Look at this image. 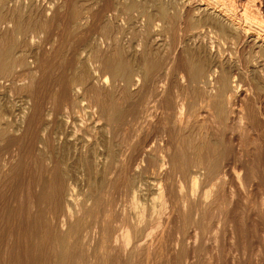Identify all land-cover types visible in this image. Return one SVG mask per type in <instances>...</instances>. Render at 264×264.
Instances as JSON below:
<instances>
[{
	"label": "rangeland",
	"instance_id": "374dc122",
	"mask_svg": "<svg viewBox=\"0 0 264 264\" xmlns=\"http://www.w3.org/2000/svg\"><path fill=\"white\" fill-rule=\"evenodd\" d=\"M103 1L105 0H19V1L8 0L7 2L8 6H10L7 16L11 17L12 22L0 28V33H2L0 35H4L3 32L9 31L16 24V22L23 21L22 25L25 26L27 25V32L25 33V36L23 38L22 37L20 38L21 46L20 45L16 46L15 54L17 53L19 54L20 52H23L24 55L26 56L28 60V64L30 65L29 72L33 76L32 82L34 80V84L31 83V85H29L28 88H21L20 91L19 83H21L22 81L19 82L16 81L17 82L16 83L15 81L13 82L12 79L11 78L9 79L8 77L4 79L0 78V128L4 129L3 131L4 133L2 132V134L0 135L1 136L0 137V176L3 174L0 177L2 179V180L0 179V235H1L0 264H15L16 262L18 264H24V263L36 264L34 263L35 261L33 258L36 255L29 254L30 253L29 246L31 243L35 244L38 248L41 247V251L39 252V255H37L39 256L37 258V264H55L54 257L52 256L48 257L46 255V253L49 252V249H51L50 247H53V243H54V241L52 242V237L51 236L49 237L47 227H44L43 222L37 228H34L31 225V219L33 213L36 211L37 208H39V206H41L40 208L42 209L46 208V206H48V200L44 201L45 203L40 204L33 202V200L29 202V200L26 199L27 192L36 193L41 188V185L38 184V182L36 183L38 177L40 178L42 176L41 177L42 180H47L50 177L51 172L49 173V171L50 168L52 167L51 165L53 164V161L60 162L63 172H68V175L66 177L67 180L66 185L68 183V187L70 186L69 188H71V190L74 189L73 190L74 195L76 194L75 197L78 200L77 203L79 204V206L82 205L87 208L89 206H97V212H99V214L101 213L103 216L102 212L104 211L105 207L107 205L109 206L112 205L110 213L112 214L113 217L114 216L117 217L120 214V209L122 207L123 208L126 207V209H128V205L130 206V203H128L129 200L128 196L123 191L122 185H120V180L122 178V175H120L121 177L117 178L118 180L117 185L113 184V182L107 183L108 176L104 175V170L106 168L109 159L106 144L110 138L108 136L110 128L104 122L105 120L99 117L95 108L88 106L87 99L84 98L83 100H81L80 102L81 105L76 112L75 111L72 112L67 117L65 116L59 117V119H57V121L53 124L50 123V120L48 122V119H50L51 109L54 108L55 106L54 103L57 101V97H56L57 95L55 92L56 84L50 82L46 72L48 70L47 67L49 63H53V70L51 77L55 75L56 76L65 75L68 74L70 70L72 71V69L75 68V65L77 63L76 59L78 57L82 61L85 60L86 63H91L92 61H94L95 59L94 57H98L101 60V58H103L107 54L109 55L114 51H118L122 61L131 63L134 68L140 65L141 63L144 64L149 62L150 60L148 58L150 57V59L152 60L154 55H157V53L158 56L160 55L159 56L160 58L162 57L161 58L162 61L165 55L167 54V51L172 49L170 47H172L171 45H173L174 41H176L175 38L177 39L178 36L177 30L179 27L178 24L182 25V22L184 21L187 22L185 19H189V18L180 17V14L182 12L181 11L182 0H176V1L175 0H133V1L117 0V3L119 5V8L117 10H119V12L116 14L115 18L114 16L110 15L111 12L108 13L109 15L99 13L100 9L104 5L110 3ZM187 1H190V5L193 7L196 6L197 4L199 6L202 3L201 0H186L184 2ZM131 2L135 4V7L142 6L145 9L146 14H149L150 16L152 15L151 19L149 20V22H151L150 25L151 26L153 25L152 27L148 25L147 23L148 19L144 15L138 13V11L124 10L125 6ZM174 2L175 4H173ZM245 2L246 0L245 1L235 0V3L238 4L237 8H240L239 6ZM159 4L168 7V16L166 19V21H168L167 23H164L162 20H157L158 19L157 17L155 19L156 9ZM101 5L102 7H99ZM77 6H79L82 10L87 11L86 15H89V13H91V15L88 18L87 22L76 23V26L73 28L71 24H74V22H72V20L70 19V12L74 7ZM13 8L16 9L18 8V9L17 11H13L12 10ZM47 8H51L50 11H48ZM97 8H99V10ZM52 9L54 13H52L53 12ZM169 9H171V11ZM95 10L96 13L98 14L95 13ZM93 11L95 14H93ZM151 12L154 14H152ZM170 13L172 16L170 15ZM143 19L147 22H145ZM171 20H173L172 26L174 29L171 26ZM176 20L178 23L174 24ZM105 22H109L108 24H110L108 25L109 27L107 26V33L110 35L111 39L107 43H99L98 33L100 32V30L102 31V26L105 24ZM157 24L158 27L155 26ZM165 25L168 26L165 29H163ZM174 26L175 27L178 26V27L175 28ZM149 27L152 30H150ZM209 29L210 31H213L212 28ZM164 30H167V32H169L168 35L167 32ZM152 31H153V36H152ZM170 31L172 32V34ZM115 33L117 36H114ZM147 33L149 37L148 35H146ZM154 34L157 35L155 36ZM164 35H166V37ZM146 36L148 37V39L145 38ZM171 36L175 38H172ZM142 39L143 41L144 39H147L148 42H146L147 40H145L144 41L146 42L145 44L143 41H141ZM195 39L184 38L182 40L184 44L181 42L180 44H178L179 46L176 45L173 48V50H175L176 61L179 63L180 60H181L180 62H185L187 61L186 59H188V61L194 60L195 62H197V60L199 61V59L208 60L207 55H209V59L212 58L213 55H215L214 53L217 54V51H219V53H222L221 55L224 56L222 58L226 59L225 61L224 59H222L225 70L230 68V70L229 71L227 70V72L235 73V75L237 74L236 76H238V78L236 77L235 78L236 80L240 81V83L238 81L239 88H241L242 90L241 92H245L246 100L245 99H244L245 101L242 100V102L244 101L242 103L244 105L243 118L245 120L247 117L248 118L247 121H244V119L242 118L241 122L246 125L250 124L251 129L249 130V132H243L244 134L240 133L241 135L239 134V131H235V130L233 131V134L230 133L228 129V125L226 126L227 127L226 130L221 129V127L225 126V124L227 123L229 124L231 122V118L235 114H230L231 117L227 119V123L225 124L223 123L222 125H216L215 123L209 121L210 115H207L205 111L208 110L212 114L213 109L211 110L204 108V104L200 103L202 101L201 96L203 97V95L205 94L204 88L200 86L202 85L201 82H198L193 86L190 85L191 86V87L189 86L190 88L183 89L182 91L184 93L183 96L186 98V103H187L184 111V116H186L185 119H189V121L186 123L187 125L186 124L180 125L175 121V117L173 115L174 112L173 101L169 102L170 106L168 107V109H166L167 111L165 110L166 111L165 113H161L162 109L160 108L159 105L154 104L155 105L154 107V105L152 106L153 102H149L150 103L149 104L150 107H148L149 112L147 115H144L143 118L141 117L143 120L144 119L145 120L140 123L136 122V119H139L138 116L132 118L129 115H125L123 117L124 119L122 122L123 124L122 123L118 124L119 125L118 128L117 126L113 127L114 130L117 132V134L119 133L117 135V138L123 139V143L119 144L118 148H116L117 156L123 158L131 157V159L132 157L134 158V156L138 157L136 159V164H138L137 172H135L136 177L143 180L144 182H151V183H147V185L144 186L147 191L144 190L145 195H142L140 197V199L142 198V200L139 199L140 201L145 202V203L141 202L142 206H147V211L151 213V214L149 213L148 220L144 223V225L140 226V229L141 231L143 230L142 232L144 234V236L143 234H141L142 235L141 237L142 240H145L148 237L145 233L151 232L154 229L153 222L159 220V222L164 223L165 222L164 220L167 217V214L165 213L158 214L156 211H152V209L158 210L157 203H159L160 201V198L157 195L158 185L163 183L166 186V190H168V192H170L171 194L169 197L172 198L170 199L169 203L171 205L173 204V206L175 205L174 207L179 209L178 197L180 194L178 190H180V188L176 184V181L177 179L180 180L182 184L181 186L182 192L190 191L191 185L189 183L188 174L191 173V175H194L196 179V183L192 188L195 194L196 193L200 194L202 191L206 190L207 188L211 190L214 189V191H216L218 194L216 192L213 193L214 199L212 198L210 199L211 201L212 200L213 201L211 202V204L209 203L207 206H205V210L207 211H205L204 207L202 206L201 211L203 213L200 215V217H198V220L201 219V217H204V219L202 218L200 220L202 223L198 221L199 224L198 230L200 233V240L198 242V247L196 248L195 247L193 248L191 246L189 247L188 244L192 240V229L191 228L186 229L184 234V236L187 238L188 241L185 244L187 245L185 247L187 251V252L185 251L186 258L182 260L180 264H206L205 261H207V257L209 253L210 254L213 253L212 255L218 257V259L214 264H231V259L233 254H235L238 257L237 264H264V131H263L264 116L263 114L258 112L259 108L261 109V107H263L262 112L264 111V102L262 101V104L260 105V103L256 101H252L253 100L251 96L252 92H250L247 89L248 87L254 86L259 83H260L259 85H262L264 74H261L263 73V71L260 72L259 70L253 71L252 69L247 73H243V72L241 73L242 70L239 68V66L243 65L242 63L245 62L246 59L249 56H251L253 52V49L250 48L251 47L250 43H248L249 45L248 44L246 45V43H244V44H238L236 46L231 43L233 45L232 46L229 41L228 42L226 40L224 41V39L221 38L219 35H217L215 32L208 33L207 35L203 36V38L199 37L196 40ZM152 40H154L155 42H152ZM144 46H146V48ZM217 46L220 48H218ZM244 46H246V48ZM147 48L149 49L147 50ZM141 49L143 52L140 51ZM204 49L206 50L203 51ZM235 50H238L236 51L237 54L235 53ZM160 53H162L163 56ZM229 54H231V57H229L230 56ZM89 55L91 58L89 57ZM142 58H143V62L141 60ZM216 58L217 56L214 57V60ZM234 59L235 61H233ZM235 67L238 68L240 72L238 71V69L236 70ZM235 70L236 72H233ZM18 71L22 72L23 68L21 67L19 68V66H15L13 68V73L17 74L19 73ZM95 74L98 75L99 73L96 71ZM103 74L105 76L106 82L98 86H100L103 93L105 92L108 93L112 88L109 77L110 75L108 74V72H105ZM44 77L46 78V83L42 87L41 80ZM246 77H248L249 82L248 79H246ZM172 79L173 81H171ZM35 80L37 82H35ZM250 81L252 82L250 83ZM170 82H171V86L170 84H168L169 90L171 94H174L175 91L176 92L178 91V88L181 86L182 83L179 82L177 73L174 72L172 74V76L169 78L168 83ZM38 83L40 84V86ZM120 84H118L116 89H114L115 101L120 106H123V108L130 107L129 105L132 106L134 102H137L136 101L137 94H135V92L137 90V87L139 86V83L136 84L137 86L135 84L131 86L132 87V88L130 87L131 90L130 89L124 90L126 91V93H124V91H122L121 89L123 87L122 82H120ZM118 88L121 90V92ZM243 88L247 90L244 91ZM32 89H34L35 91ZM247 91H249L250 93ZM27 92H29V95H27L28 94ZM54 95L55 97H53ZM28 96L30 97L32 96L33 98L29 99ZM249 100L253 104L248 102ZM39 102L42 105H40ZM250 108H252L253 111L252 109L250 110ZM47 110L49 116L47 115L46 112ZM41 112L43 113V115ZM186 113L187 115H185ZM158 115H159L158 119L160 121H158L157 119ZM257 115L260 118H258ZM36 116L37 117L39 116L38 120L40 122L37 120ZM212 116L214 117V114ZM164 117H166L168 120L166 124L167 126H165L164 129H168L170 127L168 129L170 131L169 132L170 134L168 133L165 134L161 132L163 130L161 127L162 124L160 122L164 119ZM255 117H257L256 119L258 121L255 119ZM62 118L64 119L65 122L63 121ZM200 119L203 120L205 119V120L203 121ZM249 120L251 122H249ZM255 120L259 122V124ZM58 121L60 124L58 123ZM198 121L200 122V125L199 123H196ZM201 124H203V126H201ZM35 125L37 126V129H39L38 131ZM49 125L55 127L51 128L49 127ZM145 125L146 126L148 125L150 127H148L145 130L144 129ZM257 125L259 127L256 128ZM158 126H160L161 129ZM203 127H206L205 129L206 132H204ZM201 128L203 129L201 130ZM51 129H53V131H51ZM219 130L220 132H218ZM49 131H50V135L47 134L49 133ZM197 131L199 132L197 133ZM209 131L211 132V134ZM226 131L228 132L226 133ZM121 132L123 133V135H121ZM202 133H204L205 135L203 134L204 136L202 135L201 137L200 134ZM184 134L186 135L184 136ZM195 134L196 135L199 134L200 136L198 135L199 136L198 137ZM167 135H171V136L168 137ZM47 136L48 137L50 136L51 138L49 137L48 139ZM45 137L48 145L44 144ZM170 137L173 141L170 139ZM126 139L127 140L129 139L131 142L126 141ZM227 141L228 142L231 141V142L228 143ZM14 142L17 143L15 144ZM131 143H133V146H131ZM166 143L167 145L170 144L169 145L170 149L168 151L170 152V154H172V157L175 160L174 164L176 170L173 171L171 170L169 172H165L164 170L160 172V170H158L159 171L158 172L150 168L148 169L147 160L146 159L140 160V157L136 156L138 154L137 150L140 148L139 145L141 144L140 146H144L145 149L151 148L149 149V151L151 150L150 151L151 157L149 156L150 161L152 158H154V156L157 159L161 158V156H156L158 154L157 148L162 147L163 144L166 145ZM243 143H245L246 145ZM32 144L33 146H31ZM85 144L87 145V148L83 147V145ZM216 144H218V146ZM122 146H126V147H122ZM131 147H133V149ZM246 148H248V150H246ZM154 150L156 151L154 152ZM240 151H244L248 153L249 156L247 158L248 160L244 161L241 159L240 155L238 154ZM119 152L122 154L120 155ZM195 152H199L200 154H202L203 164L200 167L196 166V164L195 165L189 164V166L187 167V171L185 172L187 176L183 179L184 172L182 171V167L186 161H191L195 159L196 156ZM219 152H224V154L221 153V155H219ZM213 159H219V169H218V174H216L218 176L217 178L211 179L209 181L204 177V175L206 174L203 173L205 171L201 167H206L210 163L209 160H211L212 162ZM245 164H248V167ZM240 166L241 167L245 166V167L241 168ZM12 168L15 169V172L14 171L12 172ZM249 168H251L252 170L251 173L252 175L249 174L250 176L247 174L248 173L247 170ZM6 172L8 175H6ZM47 176L48 178H46ZM29 179L33 180L32 184L30 185H28ZM3 180L5 182H3ZM214 180H220L221 184L218 183L216 186L211 185ZM102 185L103 187L101 188ZM149 188L151 189L149 190ZM28 189L32 191H29ZM162 198L165 199L164 196H162ZM154 202L156 203V206L154 205L155 204ZM168 208L169 207L167 206L165 210L166 212L168 211ZM190 208L192 209V206ZM9 209H11L10 213L8 212ZM19 211L23 215L20 214ZM25 211L28 214V217L26 216ZM91 211L92 213H94V208H92ZM179 217L180 219L177 218V221L172 219L173 225L170 223L172 229L170 228L171 226L166 227V231H168L170 228L169 233L171 238L176 235L175 231L181 228L182 214ZM185 217L192 219V216L185 215ZM83 218L85 219L86 217ZM178 219L181 221H179ZM110 227H112L113 229H117L118 225L111 224ZM231 231H233V236L231 234ZM215 244L217 245L216 249H214ZM165 246H166L165 249L166 253H164L165 250L163 249V252L160 254V258L157 257L158 259H156L155 264H164L163 261L165 259H166V262L164 261L165 264L175 263L174 261L169 260L170 256L171 259H175V253L170 252L172 251L170 250L172 249V247L169 246V244H166ZM173 254L174 256H172ZM16 256L18 260L16 259ZM29 257H31L30 258L31 260L29 259ZM142 262L139 263L137 259L133 260L134 264H143L144 262L143 263ZM153 263L154 262H151V264Z\"/></svg>",
	"mask_w": 264,
	"mask_h": 264
},
{
	"label": "bare ground",
	"instance_id": "6f19581e",
	"mask_svg": "<svg viewBox=\"0 0 264 264\" xmlns=\"http://www.w3.org/2000/svg\"><path fill=\"white\" fill-rule=\"evenodd\" d=\"M15 1H19V0H15ZM105 1L110 2V3L107 5L102 4V5H104L103 7H102V5L99 6V7H102L100 9L99 13L109 15L108 13L111 12L110 15L114 16V18H115L116 14L119 12V10H117L119 8L117 0H109V1L105 0ZM105 1H103V2H105ZM184 1H186V0H182V4L180 2V4L182 5V7H181L182 12L180 14V17H186L189 19H185L187 22H185V21L182 22V25L178 24L179 27L176 26V27H178V30H177L178 33L176 32L178 34L177 39L175 37L171 36L172 38H175L176 41H174L173 45L170 44L172 46L170 48H172V49L168 50L169 52L167 51V54L165 55V57L162 60L163 62L161 61L162 57L160 58L159 57L160 55L158 56V53H157V55H154L152 60L150 59V57L148 58L150 60L149 62L144 63V64L141 63L140 65H138L134 68L131 63L122 61V59L119 55V52L113 50L114 52L110 53L109 55L107 54L106 56L101 58V60L98 57H94L95 59L91 63H86V61L84 60L85 58L83 59L84 61H82L78 57L76 59L77 63L75 65V68L72 69V71L70 70V72H68V74H65V75H60V76L55 75L53 77H51L52 76V70H53V63L48 64V67H47L48 70L46 72H47V75L49 77L50 82L56 84L55 92L57 95L56 96L57 101L56 102L54 101L55 102L54 108L53 109L49 108V109H51V112H50V119H48V122L50 120V123L53 124L57 121V119H59V117H64V116L67 117L72 112H74V111L76 112L81 105L80 104L81 100H83L84 98L87 99L88 106L95 108L99 117L103 118L105 120L104 122L106 123V125L109 126V128H110L109 133L106 132V133H108V136L110 137L109 141H107V144H106L109 159H108L106 168L104 170V175L108 176L107 177L108 178L107 183L113 182V184L117 185V183H118L117 178L121 177L120 175H122V178L120 180V185H122L123 191L128 196V199H129L128 203H130V206L128 205V209H126V207H124V208L122 207L120 209V214L119 215L117 214L118 215L117 217H115V216L113 217L112 214L110 213L112 205L111 206L107 205L105 207L104 211L102 212L103 216L101 213L99 214V212H97V206H89L88 208L85 206H82V205L79 206V204L77 203L78 200L75 197L76 194L74 195V191H73L74 189L71 190V188H69L70 186L68 187V183L66 185V181H67L66 177L68 175V172H63L60 162L53 161V164L51 165L52 167L50 168V171H49V173L51 172L50 177L48 178V176H47L46 177V178H48L47 180H42L41 179L42 176L40 178L38 177V180L36 181V183L38 182V184L41 185V188L36 193L27 192L26 193L27 194L26 199L29 200V202H31V200H33V202L40 203V204L41 203L43 204V203H45L44 201L48 200V206H46V208L42 209V208H40L41 206H39V208H37L36 211L33 213V216L31 219V225H32V227L37 228L43 222L44 227H47L49 237L50 236L52 237V242L54 241V243H53V247H50L51 249L48 248L49 247V245H48L47 248L49 249V252L46 251V252H48V253H46V255L48 257H51V256L54 257V263L55 264H107V263H109V264H134L133 260H135V259H137L139 261V263L143 261L145 264H151V262H154L153 264H155L156 259H158L157 257L160 258V254L163 252V249L164 250L166 249V246H165L166 244H169V246L172 247V249H170L172 251H170V252L175 253V259H171V256H170L169 260L174 261L175 262L174 264H180L181 261L186 258L185 247L187 245H185V244L188 241H187V238L184 236V234H185V231L187 228L192 229V240L188 244L189 247L190 246L193 248L198 247V242L200 240V233L198 230L199 229L198 228L199 227L198 221L200 223H202L200 220L202 218L204 219V217H201V219L198 220V217H200V215L203 213L201 211L202 206L204 207V210H205V206H207L209 203L211 204V202L213 200L211 201L210 199L211 198L214 199L213 193L216 191H214V189L211 190V189L207 188L206 190L202 191L200 194H197V193L195 194L194 190H192V188L194 187V185L196 183V179H195L194 175H191V173H189L188 174L189 183L191 185L190 191L182 192V190H181L182 184H181L180 180L177 179V181H176V184L180 188V190H178L179 194H180L178 197L179 209H177L174 207L175 205L173 206V204L171 205L169 203L170 199H172V198L169 197L171 194H170V192H168V190H166V186L163 183L158 185L157 195L160 198L159 203H157L158 204V210L152 209V211H156L158 214L165 213V214H167V217L165 218L164 223L159 222V220L153 222L154 229L151 232L145 233L148 237L146 239L144 238L145 240H142L141 234H143V232H142L143 230L141 231L140 226L144 225V223L148 220V216H149L150 212L147 211V206H142L141 202H143V201H140V200H142V198L140 199V197L142 195H145L144 190H146V189L144 186H146L147 183H151V182H144L143 180L136 177L135 172H137V166H138V164H136V159L138 157L134 156V158L132 157V159H131V157H129V158L124 157L123 158V157L117 156L116 148H118L119 144L123 143V139L117 138V135L119 133L117 134V132L114 130L113 127L117 126V128H118V126H119L118 124L123 122V120H124L123 117L125 115H129L132 118L135 116L136 117L138 116L139 119H136V122L137 123L143 122L145 120V119L144 120L142 119L143 116L147 115L149 112L148 111V107H150L149 102H153L152 106L154 104L159 105L160 108L162 109L161 113H165L167 111L166 109H168V107L170 106L169 105L170 101H173V103H174L173 115L175 117V121L177 123H179L180 125L186 124L189 121V119H185L186 116H184V111H185L187 103H186V98L183 96L184 93L182 91H183V89L190 88L194 84L201 82L202 85H200V86H202L204 88L205 94L202 93L204 95H203V97L201 96L202 101L200 103L204 104V108L211 109V110L213 109L212 114L208 110L205 111V113L207 115H210L209 121H211L212 123H215L216 125H222L223 123L224 124L227 123V119L229 117H231L230 114H235L231 118V122L229 124L228 123L225 124V126L221 127V129L226 130V128H227L226 126L228 125L229 132L232 134H233L234 130L239 131V134L243 133V132H249V130L251 129V127H250L251 125L249 123H248L249 125H246V124L241 122V120L243 118V112H244L243 111L244 105L242 103L246 100L245 99L246 98L245 92H241L242 90H241V88H239V84H238L239 80H236V78H238V76H236L237 74L235 75V73L227 72V70L229 71L230 68L225 70V68L223 66V60H222V59H224V58H222L224 56L221 55L222 53H219V51H217V54L214 53L215 55H213V57L210 59H209V55H207L208 60L207 59H203V60L199 59V61L197 60V62H195L194 60L188 61V59H186L187 61L180 62L181 61L180 60L178 63L176 61L175 50H173V48L176 45L179 46L178 44H180L184 38H191V39L192 38L197 39L199 37L203 38V36L207 35L208 33L215 32L217 35H219L221 38H223L224 41L225 40L227 42L229 41L230 44L232 43L235 46L238 44L246 43V45H247L248 43H250L251 44L250 48L253 49V52H252L251 56H249L247 59L245 58L246 61L242 63L243 65L239 66V68L242 70L241 73L242 72L247 73V72L251 71V69H252L253 71H257V70H259V72L263 71V73H261V74H264V0H246L245 3H243L242 5L239 6L240 8H237L238 4L235 3V0H201L202 3L199 6L197 4L194 7L190 5V1H187V2H184ZM237 1H239V0H237ZM241 1H243V0H241ZM7 2H8V0H0V28H2V26L7 25L8 23L12 22L11 17L7 16L8 10L10 9V6H8ZM173 4H175V2ZM192 4H194V3H192ZM174 6H177V5H174ZM134 7H135V4L133 2H131L125 6L124 10H136V11H138V13L144 15L148 19V22L144 20L145 18L143 20L145 22H147L148 25H150L151 22H149V20L151 19L152 15L150 16L149 14H146L145 9L142 6H137L135 8ZM171 7H169V8H171ZM17 9L13 8L12 10L17 11ZM47 9H48V11H50L51 8H47ZM97 9L99 10V8H97ZM96 10H95V13H96ZM169 10L171 11V9H169ZM52 11H53V9H52ZM136 11H135V13H136ZM178 11H180V10H178ZM260 12H262V13H260ZM52 13H54V11ZM86 13H87V11L82 10L79 6L74 7L72 9V11L70 12V19L72 20V22H74V24H71L73 28L76 26V23L88 21V18L90 17L91 13H89V15H86ZM95 13L93 11V14H95ZM154 13H155V11H154ZM154 13H152V14H154ZM96 14H98V13H96ZM128 14H129V11H128ZM170 15H171V13H170ZM167 16H168V7H166L162 4H159L157 6V9H156L155 19L157 17L158 18L157 20H162L164 23H167L168 22V21H166ZM22 22H16V24L9 31H5V32H3L4 35H0V78L4 79V78L8 77L9 79L11 78L13 82L14 81L15 82L16 81H18V82L22 81L21 83H19L20 84V86H19L20 91H21V88H28L29 85H31V83L34 84V80L32 82L33 76L29 72L30 71V69H29L30 65L28 64V60H27L26 56L24 55L23 52H20L19 54L18 53L15 54L16 46L20 45V43H21L20 38L21 37L23 38L25 36V33L27 32V25L26 26L22 25ZM172 22H173V20H171V26L173 25ZM32 23H33V21H32ZM108 23L109 22H105V24L102 26V31L100 30V32L98 33L99 43H107L111 39L110 35L107 33V26L110 25ZM177 23L178 22L176 20V22L174 24H177ZM143 25H144V23H143ZM152 26L150 25V27H152ZM155 26L158 27V24ZM167 26L165 25V27L163 29H165ZM150 27H149V29H150ZM172 28H173V26H172ZM209 28H212L213 31H210ZM150 30H152V29H150ZM157 30H158V28H157ZM153 31H154V28H153ZM153 31H152V36H153ZM164 31L167 32V30H164ZM157 32H159V31H157ZM168 33L169 32H167V35H168ZM0 34H2V33H0ZM171 34H172V32H171ZM146 35H148V33ZM160 35H162V34H160ZM114 36H117L116 33L114 34ZM164 36L166 37V35H164ZM29 37H31V36H29ZM148 37H149V35H148ZM148 37L146 36L145 38L148 39ZM147 39H144V41ZM141 41H143V39ZM143 42H142V44H143ZM146 42H148V40ZM146 42H144V43L146 44ZM152 42H155V41L152 40ZM149 43H150V41H149ZM23 45H25V44H23ZM137 45H139V44H137ZM159 46H160V43H159ZM144 47L146 48V46H144ZM221 47H222V45H221ZM244 47L246 48V46H244ZM218 48H220V47H218ZM116 49H117V47H116ZM142 49H144V48H142ZM142 49L140 51H142ZM148 49L149 48H147V50ZM205 50L206 49H204L203 51H205ZM96 51H98V50H96ZM236 51H238V50H235V53L237 54ZM90 52H92V51H90ZM160 54H162V53H160ZM205 55H206V53H205ZM229 55H230L229 57H231V54H229ZM162 56H163V54H162ZM216 56H217V58L214 60V57H216ZM89 57H90V55H89ZM92 57H93V55H92ZM234 57H235V55H234ZM245 57H246V55H245ZM143 58L141 59L142 62H143ZM164 59H165V62H164ZM225 60L226 59H224V61ZM240 60H243V59H240ZM38 61H40V60H38ZM233 61H235V59ZM227 63H228V61H227ZM15 66H19V68L20 67L23 68V71L22 72L18 71L19 73H17V74L13 73V68ZM237 69L238 68H236V70ZM42 70H43V68H42ZM236 70L233 72H236ZM96 71L99 73L98 75L95 74ZM238 71L240 72L239 69H238ZM48 72H49V74H48ZM105 72H108V74L110 75L109 77H110L111 87H112L108 93H106V92L103 93L100 86H98V85H102L104 82H106L105 76L103 74ZM174 72L177 73L178 80H179V82H182V83H181V86L178 88V91L177 92L175 91L174 94H171L170 90H169V85H168V84H170V86H171V82L168 83V81ZM248 76H249V73H248ZM243 78H244V76H243ZM25 79H26V81H25ZM246 79H248V77H246ZM171 81H173V79ZM183 81H184V83H183ZM35 82H37V81L35 80ZM120 82H122V85H123V87L121 88L122 91L128 90V89L131 90V88H132L131 86L139 83V86L137 87V90L135 92V94H137V97H136L137 102H134V104L132 106L129 105L130 107L123 108V106H120L115 101V97H114V95H115L114 91L115 90L114 89H116V87L118 86V84H120ZM248 82H249V79H248ZM251 82L252 81H250V83ZM45 83H46V78L44 77L41 80L42 87L45 85ZM239 83H240V81H239ZM250 83H248V84H250ZM259 84L248 87L247 89L250 92H252V94H253V95L251 94L252 99H253L252 101H256V102L260 103V105H261L262 101L264 102V78L262 81V85H259ZM35 85H37V84H35ZM39 86H40V84H39ZM35 87H37V86H35ZM34 89H32V90H34ZM247 89L243 88L244 91ZM47 90H48V88H47ZM174 90H175V88H174ZM41 91H43V90H41ZM249 91H247V92H249ZM120 92H121V90H120ZM27 93H28L27 95H29V92H27ZM124 93H126V91H124ZM28 97H29V99L33 98L32 96L31 97L28 96ZM53 97H55V95ZM242 100H244V101L242 102ZM248 102H250V100ZM250 103L253 104L252 102H250ZM35 104H34V106H35ZM40 105H42V104L40 103ZM154 107H155V105H154ZM210 107H212V108H210ZM250 107H251V105H250ZM156 108H157V106H156ZM248 108H247V111H248ZM262 108L263 107H261V109L259 108L260 111L258 110V112H260L264 116V111L262 112V110H263ZM39 109H40V107H39ZM251 109L252 108H250V110ZM41 110H42V108H41ZM252 111H253V109H252ZM42 112H43V110H42ZM46 112L48 115L49 114L48 110ZM247 113H249V112H247ZM247 113H244V114H247ZM254 113H255V111H254ZM213 114H214V117L212 116ZM42 115H43V113H42ZM185 115H187V113ZM38 117H37V120H38ZM257 117H258V115H257ZM257 117H255V119ZM158 118H159V115H158L157 119ZM205 118H206V116H205ZM247 118H246V120L243 118L244 121H247ZM250 118H251V116H250ZM258 118H260V117H258ZM157 119H156V121H157ZM200 120H203V119H200ZM63 121H64V119H63ZM158 121H160V120L158 119ZM146 122H147V120H146ZM167 122H168L167 118L164 117V119L160 122L162 124L161 127H162L163 131H161V130H158V131H161L165 134H167V133L170 134L169 133L170 131L168 130L170 127L169 128L167 127L168 129H164L165 126H167L166 125ZM249 122H251V121L249 120ZM50 123H48V124H50ZM58 123H59V121H58ZM196 123H199V125H200L199 121ZM257 123L259 124V122H257ZM261 124H263V123H261ZM38 125H41V124H38ZM208 125H210V124H208ZM234 125H235V127H234ZM255 125H256V123H255ZM201 126H203V124H201ZM49 127L52 128L55 126L49 125ZM148 127H150V126L145 125L144 129L146 130ZM158 127L161 129L160 126H158ZM257 127H259V126L257 125L256 128ZM203 128H201V130L203 129L204 132H206L205 131L206 127H203ZM216 128H214V129H216ZM36 129H37V126H36ZM38 130L39 129H37V131ZM209 130H210V128H209ZM3 131H4V129L0 128V135L2 134ZM51 131H53V129H51ZM148 131H149V129H148ZM198 132L199 131H197V133ZM218 132H220V130ZM227 132L228 131H226V133ZM42 133H43V130H42ZM176 133H177V131H176ZM47 134L50 135V131ZM165 134H162V135H165ZM175 134H174V136H175ZM203 134L204 133L200 134L201 137ZM210 134H211V132H210ZM121 135H123L122 132H121ZM185 135L186 134H184V136ZM198 135H196V136H198ZM167 136L169 137L171 135H167ZM49 137L47 136L48 139H49ZM206 137H208V136H206ZM42 139H41V141H42ZM170 139H171V137H170ZM170 139H168V140H170ZM44 140H43L44 144L46 145L47 144L46 137ZM126 141H130V140L126 139ZM231 141H229V142L227 141V142L230 143ZM17 142H20V141H17ZM164 142H165V140H164ZM211 142H210V145H211ZM167 143H166V145L163 144L162 147L157 148L158 154L156 156H161V158L157 159L154 156V158H152L150 161L149 156L151 157V155H150L151 150L149 151V149H151V148L145 149L144 146H140L141 144L139 145L140 148L137 150L138 154L136 153L137 155L136 154L135 155L139 156L140 160H144V159L147 160V163H148L147 168L148 169L150 168V169L155 170V171L160 170V172L162 170H164L165 172H169L171 170L172 171L176 170V167L174 164L175 160L172 157V154H170V152L168 151L170 149V147H169L170 144L167 145ZM172 144H173V142H172ZM175 144H176V142H175ZM243 144H245V143H243ZM243 144H241V145H243ZM216 145L218 146V144H216ZM31 146H33V144ZM126 146H122V147H126ZM131 146H133V143H131ZM212 146H214V145H212ZM247 146H249V145H247ZM83 147L87 148V145L85 144V145H83ZM145 147H146V145H145ZM15 148H16V146H15ZM91 148H92V146H91ZM131 148L133 149V147H131ZM11 149H12V147H11ZM246 150H248V148H246ZM155 151L156 150H154V152ZM236 151H237V148H236ZM195 153H196L195 159H193L191 161H186L182 167V171L184 172L183 179L187 176L185 172L187 171V167L189 166V164L190 165L196 164V166H198V167H200L203 164L202 154H200L199 152H195ZM221 153L224 154V152H219V155H221ZM242 153H244V154H242ZM121 154L122 153H120V155ZM152 154H153V152H152ZM238 154L240 155L242 160H244V161L248 160L247 158L249 156H248L247 152L240 151ZM249 154H251V153H249ZM235 155H236V152H235ZM235 155H233V156H235ZM209 161H210V163L206 167H201V168L204 169V171H205V172H203L204 174H206V175H204V177L210 181L211 179L217 178V176H218L216 174H218L219 159H213L212 162H211V160H209ZM167 164H168V166H167ZM245 165H247V167H248V164H245ZM11 167H12V165H11ZM145 167H146V165H145ZM244 167L245 166H242L241 168H244ZM16 170H17V168H16ZM13 171L15 172V169L12 168V172ZM247 172H248L247 173L248 175L249 174L252 175L251 174L252 173L251 168H249L247 170ZM6 175H8L7 172H6ZM249 178H251V177H249ZM252 178H253V176H252ZM32 181L33 180L29 179L28 185L32 184ZM3 182H5V181L3 180ZM218 183L221 184L220 180H214L211 185L216 186ZM2 185H4V184H2ZM102 187H103V185L101 186V188ZM150 189L151 188H149V190ZM29 191H32V190H29ZM101 194H103V193H101ZM149 194H150V192H149ZM162 196H164L165 199H163ZM107 198H108V196H107ZM219 202H221V201H219ZM143 203H145V202H143ZM108 204H109V202H108ZM213 204H214V202H213ZM154 205L156 206V203ZM167 206L169 208H168V211L166 212L165 210H166ZM191 206H192V209L190 208ZM151 207H154V206H151ZM29 208H30V206H29ZM92 208H94V213H92V211H91ZM148 209H149V207H148ZM10 210L11 209H9V211H8L9 213L11 212ZM20 211H19V213H20ZM26 211H27V209H26ZM26 211H25V213H26ZM205 211H207V210H205ZM205 211H204V213H205ZM20 214H22V213H20ZM181 214L183 217V218L181 217V219H182L181 228L176 230L175 231L176 235L171 238L169 230H170V228L172 229V226H171L172 219L177 221V218L180 219L179 216ZM185 215L186 216H192V219L185 217ZM26 216L28 217L27 213H26ZM83 217H86V218L84 219ZM22 218H23V216H22ZM179 221H181V220H179ZM7 223H8V221H7ZM111 224L118 225V228L113 229L112 227H110ZM4 225H6V224H4ZM166 227H170L168 231H166ZM2 228H5V227H2ZM231 234L233 236V231H231ZM18 235H19V233H18ZM25 235H26V233H25ZM143 236H144V234H143ZM0 237H1V235H0ZM216 248H217V245L215 244L214 249H216ZM48 249H46V250H48ZM29 251H30L29 254L36 255L33 258L35 261L34 263L37 264V258L39 257L37 255H39V252L41 251V247L38 248L35 244L31 243L29 246ZM216 252H218V251H216ZM164 253H166V250ZM26 254H27V252H26ZM212 254L213 253H211V254L209 253V255L207 257V261H205L206 264H214L216 262V260L218 259V257H216ZM216 255H218V254H216ZM22 256H24V255H22ZM172 256H174V254ZM30 258L31 257H29V259ZM161 258H163V257H161ZM16 259H17V256H16ZM164 261L166 262V259ZM164 261H163V263L165 264ZM237 263H238V257L235 254H233L232 259H231V264H237Z\"/></svg>",
	"mask_w": 264,
	"mask_h": 264
}]
</instances>
